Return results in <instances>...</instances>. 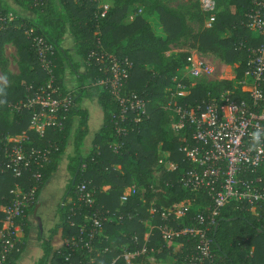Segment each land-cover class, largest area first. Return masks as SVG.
Masks as SVG:
<instances>
[{
  "label": "trees",
  "instance_id": "trees-1",
  "mask_svg": "<svg viewBox=\"0 0 264 264\" xmlns=\"http://www.w3.org/2000/svg\"><path fill=\"white\" fill-rule=\"evenodd\" d=\"M250 1L215 0L216 10L212 14L199 9L203 18L211 19L208 26L195 33L180 11L159 3L147 6L145 0L106 2L108 8L102 16L98 7L101 0H0V16H11L10 21H0V73L7 81L0 85V208L10 200L9 190L16 183L22 188L32 184L26 175L18 179L2 170V143L4 138L26 130L30 111L21 106L47 79L34 39L39 38L50 47L45 57L51 64L53 83L62 94L68 93L71 97L60 130L47 129L41 139L28 132L31 146H50V151L40 169L41 181L35 191V202L21 220L24 237L28 233L27 223L31 221L29 213L40 202L38 198L43 190L51 188L49 182L63 159L69 175L59 193L60 201L50 213L52 226L34 229L36 237L33 239L39 242L35 245H38L40 256L33 264H59L60 252L67 240L78 237L80 231L82 241L87 239L86 230L90 226L87 216L94 211L101 219V229L90 244L98 249L107 248L95 257V264H107L113 257L115 260L111 264H125L120 256L123 250L142 248L145 252L138 260L145 253L152 258V262L143 264H154V260H164L169 255L178 261L181 253L186 252L185 248L190 249L195 244L189 237H174L171 241L181 246L173 254L168 245L170 241L162 239L160 234L167 224L159 215L147 210L150 205L166 207L189 199L186 216L176 224L190 225L195 223V215L201 206L210 204L205 194L189 192L176 182L179 169L187 168L188 164L178 150L181 134H172L167 129L170 118L162 106L167 90L172 87L170 79L186 64L189 52L176 56H165L164 52L178 38L189 37V45L196 52L214 54L228 68L217 82L197 81L187 95L177 98L180 105H202L207 99H216L223 91H232L234 99H247L248 92L237 81L241 79L250 49L260 43L259 36L242 24L244 13L251 7ZM130 11L134 15L126 20ZM66 37L70 39L71 48L63 46ZM6 44L15 51L16 74L6 68L3 56ZM97 48L129 62L128 76L120 95L135 93L144 101V114L139 121H133L136 113L130 110L120 118L121 106L110 89L95 84L101 73L88 60V53ZM261 90L264 100V81ZM89 101L96 108L99 119L90 145L82 152L83 138L88 133L91 119ZM12 105L19 108L12 112ZM70 139L71 153L67 150ZM187 139L190 140L189 136ZM160 150L167 153L169 161L176 163V169L173 172L165 168L160 170L154 186L151 174ZM81 182L93 191L91 205L75 200L74 187ZM130 187L139 192L121 202L119 197ZM147 196H154L153 204L149 205ZM118 215L121 216L119 220ZM1 219L0 211V225ZM41 231L46 236L42 237ZM54 237L57 243L52 242ZM208 237L216 264H264V208L254 216L233 203L226 204L214 218ZM24 247L19 243L4 264H15L19 255L26 253Z\"/></svg>",
  "mask_w": 264,
  "mask_h": 264
},
{
  "label": "built area",
  "instance_id": "built-area-1",
  "mask_svg": "<svg viewBox=\"0 0 264 264\" xmlns=\"http://www.w3.org/2000/svg\"><path fill=\"white\" fill-rule=\"evenodd\" d=\"M197 1L199 9L204 13L212 14L216 10L215 0ZM250 3L251 7L244 13L242 24L259 36L260 43L250 49L241 79L237 81L248 92V98L234 99L232 91H223L216 99H207L202 105H180L177 98L187 95L190 87L199 79L209 77L212 71L209 64L199 59L194 51L186 57V64L171 77L172 87L167 90L168 95L162 106L177 123L176 130L181 134L178 150L188 164L187 168L179 169L176 182L181 188L205 194L210 199V204L201 206V210L195 215V223L190 225L176 224L186 216L190 207L189 199H183L169 207H148L150 214L159 215L161 221L167 224L166 228L160 230L162 239L189 237L195 240L190 249L185 248L186 252L181 253L180 260L174 259V264H216L208 232L219 209L226 204L233 203L254 216L259 215L264 208V100L261 90V83L264 81V2L251 0ZM98 7L99 15L102 16L108 5L100 3ZM2 20L10 21V14L0 16V21ZM209 22L210 20H206V26ZM34 46L47 79L31 92L21 106L30 111L26 130L4 138L2 143V170L18 179L26 175L32 184L22 188L16 183L9 190L10 200L0 208V264H4L21 243V220L25 211L35 202V191L41 181L40 169L47 161L50 151V146H31L32 140L28 132L41 139L47 129L60 130L71 102L70 95L62 94L58 85L53 83L51 64L45 57V52L50 47L39 38L34 39ZM88 60L101 73L95 84L108 87L120 104V118L130 110L136 113L133 121H139L144 114V101L135 93L124 97L120 95L122 84L128 76L129 62L126 59L119 60L101 48L89 51ZM18 108L19 106L12 105L10 111L14 112ZM165 158V170L173 172L176 163L167 159V153ZM137 192L138 189L130 187L119 200L123 202L127 196H133ZM73 193L77 202L91 205L94 201L92 189L84 182L75 185ZM87 218L90 222L86 230L87 239L82 241L80 231L78 237L67 240L63 244L64 250L60 252L59 264H95V257L107 251V248L98 249L90 244L101 229L98 213L94 211ZM116 218L119 220L121 216ZM69 224L73 225V222L70 221ZM180 246L178 244V248ZM82 249L85 252H81ZM144 252L143 248L123 250L120 256L125 264H141L138 258ZM114 260L113 257L107 264Z\"/></svg>",
  "mask_w": 264,
  "mask_h": 264
},
{
  "label": "rangeland",
  "instance_id": "rangeland-1",
  "mask_svg": "<svg viewBox=\"0 0 264 264\" xmlns=\"http://www.w3.org/2000/svg\"><path fill=\"white\" fill-rule=\"evenodd\" d=\"M112 0H101V3H111ZM145 3L147 6H151L154 3H159V4H163L165 5L167 8L171 9V10H178L181 12V14L183 15L184 21L185 23L191 27L193 29V32H198L201 28L206 27V20H210L211 17H202L201 16V12L199 11L198 8V4H197V0H145ZM144 8H141V10H144ZM220 7H217V10H219ZM139 12V9L136 11ZM134 15V12L131 13V11L129 13H127V18L126 20H130L132 18V16ZM200 22L202 23L200 25ZM191 42V39H189V37L186 38H178V40H176L175 42L170 43L167 46V50L164 52L165 56L168 55H178L182 52H194L195 48L191 47L189 44ZM71 52V51H70ZM197 57L205 62H207L209 64V66L212 68L211 73L209 74V77H205V78H201L198 81L201 82H217L218 80H220L224 74H226L228 68L225 67V65L223 64L222 61H220L218 59V57L214 54L211 53H202V52H197ZM3 56L6 60V68L7 70L12 73V74H16L18 72V68H17V57L15 54V51L13 49V47L10 44H6L3 47ZM69 78V77H68ZM7 81L5 80V78L2 77L1 73H0V85L6 84ZM89 106H91V109L89 110V114H90V121L89 123V127H88V133L86 134V136L83 138V145H82V152H85L87 150V147L90 145V141L92 138V134L94 133V131L97 128V124H98V113L95 107L92 106L91 101L88 102ZM170 118V123L167 126V129L172 133V134H179L180 132L176 130V121L174 118ZM71 139L70 142L68 144V152L71 153L72 152V145H71ZM165 156H166V152L160 150L159 151V156L156 162V165L154 166L153 170H152V176L154 177V186L156 185V178L158 177L160 170H162L163 168H165ZM63 162L59 163L58 169L56 170V172L54 173V177L53 179H51L49 182V187H51L48 191L43 190V194L40 195V197L38 198V200L45 205H48L49 210L48 213H43V218L42 219V225L43 227H48L50 226L49 224H51V216L50 213L53 212V210H55L56 208V204L60 201L59 200V193H61L64 189V186L66 185L68 179H69V175L66 173L65 171V166H66V160H62ZM106 187H104L105 189ZM53 192V193H52ZM48 194H50V200L46 198H48ZM148 198V203L153 204L154 203V196H147ZM173 205V204H172ZM171 205H168L166 207H169ZM165 207V206H164ZM32 222V221H31ZM33 223V222H32ZM45 224V225H44ZM52 226V224H51ZM32 230H34V228L31 226ZM31 230V231H32ZM41 236L44 237L46 236V233H44ZM30 239V242L33 243V236L30 235L26 242ZM171 241V240H168ZM176 243V242H175ZM170 243H168L169 245ZM35 244H25L24 247V251H26V256L28 258H31V262H35L36 259L40 256V252L38 250L37 245ZM174 247H178V244H175ZM145 253L141 258L140 261L143 264V262H147L149 263L152 258L151 255ZM170 256V255H169ZM24 262H26V260L24 259ZM19 264V263H18ZM21 264H25V263H21Z\"/></svg>",
  "mask_w": 264,
  "mask_h": 264
},
{
  "label": "crops",
  "instance_id": "crops-1",
  "mask_svg": "<svg viewBox=\"0 0 264 264\" xmlns=\"http://www.w3.org/2000/svg\"><path fill=\"white\" fill-rule=\"evenodd\" d=\"M63 46L71 48L72 44H71L70 39L68 37L65 38V41L63 42ZM84 106H87V104L85 103ZM41 194H43V192ZM48 199L50 201V196H48ZM45 200H47V198ZM46 202H48V201H46ZM46 202H45V205L41 204L42 201L39 203H36L35 204V205H37L36 209L34 210V207H35L34 206L32 211L29 213V217H30L31 221H33V223L31 221H29L27 223V232L28 233L25 237L22 235L21 244H24V246H25V244H39V242H36L34 240H33V243L30 242V239L27 242H26V240L30 235H32L33 237H36V234H35L36 231L34 232V230H32V228H31V226L34 229H37V231H38V229L43 228V225H42L43 223H42L41 217L43 218V215H42L43 213H45V215H46V210H47ZM35 216H37L39 218L40 224L35 220V218H34ZM41 233H42V235L44 234L42 231H41ZM56 241H57V239L54 237L52 242H56ZM169 243H170L169 246L171 247L172 253L175 254L178 247H174V245L178 244V243H175L173 241H170ZM34 247H35V245H34ZM37 247H38V245H37ZM38 250H39V248H38ZM25 254L26 253L19 255V258L17 260H15V264H18V263L21 264L22 262L25 264H33V262H31V258H28ZM24 259L26 260V262H24ZM173 261H174V258L172 256H167L164 260H162V259H158L157 261L154 260L153 263L154 264H172Z\"/></svg>",
  "mask_w": 264,
  "mask_h": 264
},
{
  "label": "water",
  "instance_id": "water-1",
  "mask_svg": "<svg viewBox=\"0 0 264 264\" xmlns=\"http://www.w3.org/2000/svg\"><path fill=\"white\" fill-rule=\"evenodd\" d=\"M36 207H37V205H35L34 210L36 209ZM33 213H34V212H33ZM34 218H35V220L40 224V220H39V218H38L37 216H35Z\"/></svg>",
  "mask_w": 264,
  "mask_h": 264
}]
</instances>
